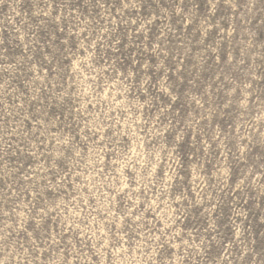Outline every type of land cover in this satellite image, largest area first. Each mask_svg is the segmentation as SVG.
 Listing matches in <instances>:
<instances>
[{
  "label": "rangeland",
  "instance_id": "1",
  "mask_svg": "<svg viewBox=\"0 0 264 264\" xmlns=\"http://www.w3.org/2000/svg\"><path fill=\"white\" fill-rule=\"evenodd\" d=\"M0 264H264V0H0Z\"/></svg>",
  "mask_w": 264,
  "mask_h": 264
}]
</instances>
